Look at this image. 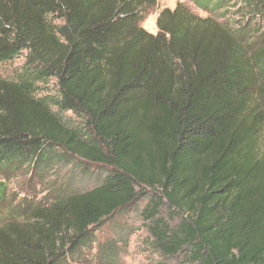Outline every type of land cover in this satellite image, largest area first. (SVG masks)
Wrapping results in <instances>:
<instances>
[{
  "label": "trees",
  "instance_id": "16d2710c",
  "mask_svg": "<svg viewBox=\"0 0 264 264\" xmlns=\"http://www.w3.org/2000/svg\"><path fill=\"white\" fill-rule=\"evenodd\" d=\"M238 1L257 34L182 2L153 34L157 0H0V62L24 55L0 78V264H120L97 232L130 207L157 264H264V0ZM54 164L99 183L9 215V173Z\"/></svg>",
  "mask_w": 264,
  "mask_h": 264
},
{
  "label": "rangeland",
  "instance_id": "374dc122",
  "mask_svg": "<svg viewBox=\"0 0 264 264\" xmlns=\"http://www.w3.org/2000/svg\"><path fill=\"white\" fill-rule=\"evenodd\" d=\"M178 2L184 3L191 11L199 16L211 15L220 20H228L238 25L249 23V33L257 34L260 25L254 23L251 16L241 15L243 11L240 6L241 2L234 0L221 11L209 13L196 7L189 0H157V5L146 17L140 22V26L146 31L155 34L157 32L156 19L163 8L173 9ZM239 12V13H238ZM24 62V55L14 58L10 61L0 62V78L13 79L15 70ZM49 92H55L53 80L48 84ZM44 90L42 92H46ZM68 115H71L68 113ZM92 168L90 167L89 171ZM83 172L79 167L73 165L54 164L52 168H33L32 166L20 167L9 173L7 180V198L5 209L9 210V215L20 212L23 206L42 203L50 199L53 195L54 188L67 184L68 187L78 190H89L95 187L98 182V171ZM104 169L102 168V175ZM145 201L140 205L144 206ZM15 209V210H13ZM164 218L167 214H161ZM168 219V218H167ZM124 228V230H120ZM124 236V237H123ZM99 242H108L111 240H120L126 244L119 256L120 264H157L162 261L160 254L153 249L152 237L150 236L146 222L132 207L117 212L111 219L102 222L97 232ZM169 264H181L178 259H172Z\"/></svg>",
  "mask_w": 264,
  "mask_h": 264
}]
</instances>
